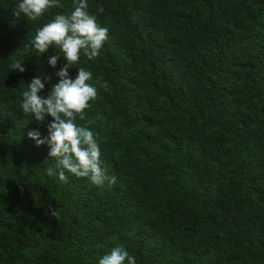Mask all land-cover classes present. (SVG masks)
<instances>
[{
	"label": "trees",
	"instance_id": "1",
	"mask_svg": "<svg viewBox=\"0 0 264 264\" xmlns=\"http://www.w3.org/2000/svg\"><path fill=\"white\" fill-rule=\"evenodd\" d=\"M74 2L30 21L0 0V264H98L118 245L136 264H264V0H87L108 39L68 72L97 91L95 123H75L117 178L102 187L49 177V145L27 133L44 139L53 118L20 108L33 77L47 98L66 63L24 45Z\"/></svg>",
	"mask_w": 264,
	"mask_h": 264
},
{
	"label": "clouds",
	"instance_id": "2",
	"mask_svg": "<svg viewBox=\"0 0 264 264\" xmlns=\"http://www.w3.org/2000/svg\"><path fill=\"white\" fill-rule=\"evenodd\" d=\"M63 7L60 0H18L13 14L19 18L36 21L52 8ZM102 11V9H101ZM108 28L97 23V17L88 11L87 0L74 2L70 15L57 14L54 19L40 28L35 36L24 45L30 47L38 55L44 54L49 47L59 49L58 55L49 58L48 63L55 67L59 55H63L66 63L56 73L60 80L48 92L47 98L38 95L45 88L39 76L27 83L22 92L20 108L25 115L42 124L46 117L53 119L47 124L48 135L40 138L38 129L28 131L29 138L35 140L37 146L49 145L48 157L54 166L45 169L49 177H58L67 182L68 174L78 178H87L97 186H110L117 181L115 176H108L101 167L100 147L94 133L88 127L78 126L75 121L86 120L87 124L95 121L87 119L85 110L89 101L97 96L96 88L87 81L91 73L83 67L78 68L75 79L70 78L68 69L78 64L81 51L88 60L95 59L108 39ZM10 71L23 73V62L16 60L9 65ZM49 79L47 76L45 80ZM50 215L56 219L59 212L49 206ZM98 264H136V259L129 254L123 245L115 246L103 255Z\"/></svg>",
	"mask_w": 264,
	"mask_h": 264
}]
</instances>
